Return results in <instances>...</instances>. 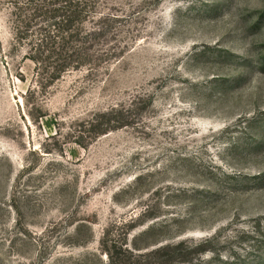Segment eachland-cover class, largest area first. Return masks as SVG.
I'll use <instances>...</instances> for the list:
<instances>
[{"label": "rangeland", "instance_id": "rangeland-1", "mask_svg": "<svg viewBox=\"0 0 264 264\" xmlns=\"http://www.w3.org/2000/svg\"><path fill=\"white\" fill-rule=\"evenodd\" d=\"M0 264H264V0H0Z\"/></svg>", "mask_w": 264, "mask_h": 264}]
</instances>
